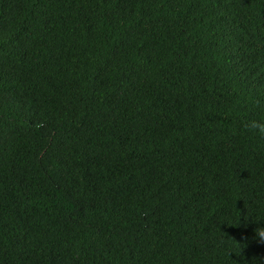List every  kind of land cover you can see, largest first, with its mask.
Wrapping results in <instances>:
<instances>
[{"label":"trees","instance_id":"trees-1","mask_svg":"<svg viewBox=\"0 0 264 264\" xmlns=\"http://www.w3.org/2000/svg\"><path fill=\"white\" fill-rule=\"evenodd\" d=\"M252 119L264 0H0V264H264Z\"/></svg>","mask_w":264,"mask_h":264},{"label":"clouds","instance_id":"clouds-1","mask_svg":"<svg viewBox=\"0 0 264 264\" xmlns=\"http://www.w3.org/2000/svg\"><path fill=\"white\" fill-rule=\"evenodd\" d=\"M244 128L247 132L264 138V120H258V119L249 120L244 124ZM257 224L259 225L260 222ZM256 235L258 238L264 239V226L257 227Z\"/></svg>","mask_w":264,"mask_h":264}]
</instances>
